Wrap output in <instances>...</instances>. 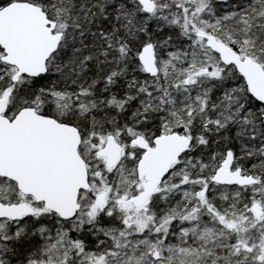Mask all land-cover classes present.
Returning a JSON list of instances; mask_svg holds the SVG:
<instances>
[{
  "label": "snow or ice",
  "instance_id": "6c2138e0",
  "mask_svg": "<svg viewBox=\"0 0 264 264\" xmlns=\"http://www.w3.org/2000/svg\"><path fill=\"white\" fill-rule=\"evenodd\" d=\"M0 264H264V0H0Z\"/></svg>",
  "mask_w": 264,
  "mask_h": 264
}]
</instances>
